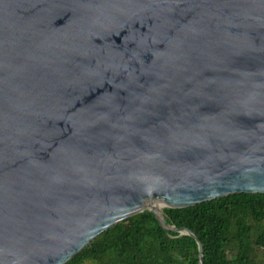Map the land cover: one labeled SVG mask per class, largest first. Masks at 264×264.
I'll return each instance as SVG.
<instances>
[{
	"label": "water",
	"instance_id": "water-1",
	"mask_svg": "<svg viewBox=\"0 0 264 264\" xmlns=\"http://www.w3.org/2000/svg\"><path fill=\"white\" fill-rule=\"evenodd\" d=\"M264 195V0H0V264Z\"/></svg>",
	"mask_w": 264,
	"mask_h": 264
},
{
	"label": "trees",
	"instance_id": "trees-1",
	"mask_svg": "<svg viewBox=\"0 0 264 264\" xmlns=\"http://www.w3.org/2000/svg\"><path fill=\"white\" fill-rule=\"evenodd\" d=\"M165 222L191 231L203 264H264V195H233L186 209H164ZM188 236L163 230L150 213L102 233L67 264H198Z\"/></svg>",
	"mask_w": 264,
	"mask_h": 264
},
{
	"label": "rangeland",
	"instance_id": "rangeland-1",
	"mask_svg": "<svg viewBox=\"0 0 264 264\" xmlns=\"http://www.w3.org/2000/svg\"><path fill=\"white\" fill-rule=\"evenodd\" d=\"M85 264H90V263H85Z\"/></svg>",
	"mask_w": 264,
	"mask_h": 264
}]
</instances>
